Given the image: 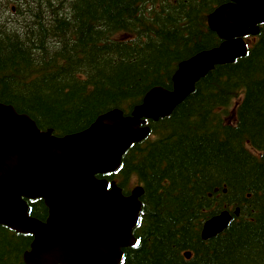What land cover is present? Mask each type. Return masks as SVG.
Masks as SVG:
<instances>
[{"label": "trees", "instance_id": "obj_1", "mask_svg": "<svg viewBox=\"0 0 264 264\" xmlns=\"http://www.w3.org/2000/svg\"><path fill=\"white\" fill-rule=\"evenodd\" d=\"M223 2L0 0V102L58 136L112 108L128 114L150 88H172L180 61L219 44L207 16ZM247 40L245 56L148 120V136L106 176L125 193L143 188L139 243L121 264H264V24ZM28 203L43 218V201ZM222 210L230 222L203 240ZM29 241L0 225V264H25Z\"/></svg>", "mask_w": 264, "mask_h": 264}, {"label": "water", "instance_id": "obj_2", "mask_svg": "<svg viewBox=\"0 0 264 264\" xmlns=\"http://www.w3.org/2000/svg\"><path fill=\"white\" fill-rule=\"evenodd\" d=\"M231 1L208 15L209 27L224 41L179 63L173 89H150L130 115L115 108L87 128L58 137L0 102V224L34 235L24 253L27 264H118L121 248L137 243L131 231L141 208V188L124 196L114 182L107 189L106 179L95 174L116 169L129 145L147 134L141 117L170 114L216 64L245 55L242 36L257 33L264 0ZM25 198L44 200L46 222L28 216ZM238 212L236 208L234 214ZM230 219L227 210L212 216L201 237L221 232Z\"/></svg>", "mask_w": 264, "mask_h": 264}, {"label": "flooded vegetation", "instance_id": "obj_3", "mask_svg": "<svg viewBox=\"0 0 264 264\" xmlns=\"http://www.w3.org/2000/svg\"><path fill=\"white\" fill-rule=\"evenodd\" d=\"M46 215H47V210H46V213H45V215H44V219H45ZM29 243H30V242H29Z\"/></svg>", "mask_w": 264, "mask_h": 264}]
</instances>
